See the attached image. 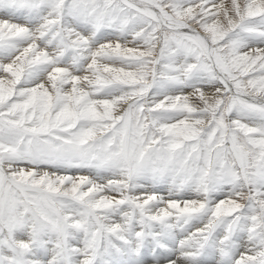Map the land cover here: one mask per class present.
Segmentation results:
<instances>
[{"label": "rangeland", "instance_id": "rangeland-1", "mask_svg": "<svg viewBox=\"0 0 264 264\" xmlns=\"http://www.w3.org/2000/svg\"><path fill=\"white\" fill-rule=\"evenodd\" d=\"M150 1L157 10L159 16L161 15L160 19L167 22L168 25L163 26L162 22L160 24L156 16L152 15L151 17L145 15L146 13L137 11L134 7L123 3L121 0H0V52L2 50L8 52L7 55L6 53L2 52L3 55L1 56L5 57H3L2 59L0 58V61L2 62H0V69L4 70V72L3 70H0V205L2 207V209H0V216L3 215L2 217H0V221L3 222H0V230L2 228L8 229L7 222H10V220L13 219L24 220L26 221V225L36 224L35 222L38 223V221L45 219L49 220L47 222L51 223L52 221L57 224L60 218H69L70 216L74 217V215L75 217L77 216V219H81L79 218L81 215L80 210L81 207L85 205H90L91 211L93 212L90 211L89 216L93 219H95V215H101L104 217V212L106 211V209L109 210L110 207H114L113 209L115 210L117 207H122L130 200L135 206H137V204L139 203L137 207L140 208L142 212L144 210V208L141 207L144 206V203H142L143 199H138L136 196L137 192H132L134 191L133 188L135 189V187L136 189L140 190L142 183L136 182L137 184H133V182L135 183V179L133 178L135 176L134 172L136 173L138 169L148 168L152 171H160L165 175L174 174L175 176L181 177L182 183H185L183 184L185 189L189 188L193 184L197 185L199 188L202 187V189H204V203L201 205L200 209H198L197 211H192V213L190 212V214L189 212H182L181 214L184 215V218L186 219L182 218V215L180 214L181 220L178 221L179 226L183 225L184 221L186 222L191 214L194 215L196 212L203 211L205 209L209 212V217L213 218L212 222L218 223L219 221L217 220L219 219L225 220V228H230L233 225L231 224L232 221L234 223V221L239 220L240 222L241 220L242 223L246 224L245 227L250 231H256L257 233L264 232V107L261 108V106L264 105L259 103L254 104V102L242 99V97H240L243 94L249 97L264 99V37H262L264 36V0H227L228 3L225 2L226 0H218L220 3L217 2V0H209L211 3L208 0ZM225 3L229 4V6H226ZM157 5L159 6L158 8H156ZM5 7L7 8V10ZM11 7H13L14 9H12ZM38 7L39 10H41V14L39 15V17H41V21H46L50 24V26L47 25V30L40 29L39 27L33 28L31 25L32 20L29 21V23H26L24 20H22V17H16L18 10V12L28 11L36 14ZM9 8L12 10H10ZM34 8H36L37 10ZM159 8L161 9V11L159 10ZM223 9H226L227 12ZM215 10L218 12V14ZM53 11L56 12L53 13ZM207 11H211V13ZM48 12H50L51 15ZM201 12L202 14L204 13L202 16ZM138 13L139 16L137 15ZM214 13L217 15H215ZM46 14H48L49 18L46 16ZM62 14L64 15V18L62 17ZM163 14L167 15L163 16ZM44 15L47 18L43 17ZM74 15L76 17H74ZM84 15L87 16L90 20V22L92 23V27L95 26V29L104 31V37H101L100 39L102 40V42H98L96 45V47L99 48H104V46L102 45H106V49L104 48L105 51H103V53L105 54L101 53L100 56L97 55L96 57L98 60L100 59L101 62H99L97 59H95V61H91L90 59V63L86 64L87 67L85 66L86 70L80 73V75H77L81 76L82 74H85V76L87 77L89 72L93 74L90 73L91 77L89 76V74L88 79L81 78L82 81L80 78H77L78 76L76 75V73L72 72L73 75L71 74L70 71L72 70L67 69L66 71V67L63 68V66H60L63 68L62 69L59 67V65H56V67L53 62L54 65L51 64L49 66L51 69L49 68V70H53L59 67L57 76H55L51 80L50 86L46 85V82H43L42 87L44 86L43 88L45 89L43 90V88L39 86V83L38 85L35 84V81L32 80V78L35 77V73H39L41 75V73L44 71L43 66H45V64L47 63L46 60H49V58L50 60H55V58L51 57V55L54 56L53 54H55V52L57 51L56 48H58L59 46H65L68 48L73 47V35L78 34L77 30L80 27V24L78 20H76V18H80L79 20H82L81 18L85 17ZM213 15H215V17ZM153 17L155 18V21L152 20ZM172 17H174L173 21ZM51 18H53L54 20ZM110 18L112 19L110 20ZM245 18L249 19V21L247 20L246 22ZM48 19H51V21H49ZM181 19L182 21H180ZM254 19H260L259 23L261 24H252L251 22L255 21ZM73 20L77 25L72 23ZM36 21L40 23L39 20ZM129 21L134 23L131 24ZM68 22H70L71 25ZM136 22L139 25L135 24ZM67 23L70 25H68V27L70 28L66 26ZM110 23L114 25L118 24L119 26L116 28L112 25L110 26ZM34 25L37 24L35 23ZM125 25H127L128 27H123ZM132 25L135 27L131 30L130 28ZM255 25L257 26V32ZM2 26L4 28H2ZM108 26L110 28L109 30H107ZM120 26L121 28L119 29ZM241 26L245 27L241 28ZM49 27L53 28H51L50 30ZM114 28L116 29V31L113 33ZM124 28L125 30H123ZM185 28H190L189 30L191 31L195 29V31L193 32L198 31L199 33H197L200 34L201 37L204 36L207 39L208 43L211 44L210 46H212L214 49H217L214 50V52L216 51L215 56H219H216V67L213 66L212 60H209V55L207 53H204L205 55L203 54V51H201L203 49L198 44L196 39L193 36L185 35H190V32L185 33ZM4 29L7 30L4 32ZM249 29H251V32ZM252 29H255V32ZM261 29L263 30L262 32ZM52 33L53 35H51ZM109 33H111V35ZM251 33L253 34V36H251ZM133 35L136 36V38L134 36L135 40L133 39ZM255 35H257V37ZM29 36H31V38ZM32 36L37 39L35 40V38H32ZM78 36L80 35L78 34ZM127 36L130 37L128 38ZM159 36L160 38H158ZM236 36L237 38H235ZM83 37L85 36L81 35V38ZM24 38H29V41L25 39V41L23 42ZM231 38L235 41L230 40ZM252 38H254L255 42ZM251 40L252 42H250ZM194 41L196 44L194 43ZM246 41L247 43H249L248 45ZM44 42H46L47 44ZM109 42L112 43L110 44ZM22 43H24L23 48ZM14 44L17 45V49ZM49 44L52 46H50ZM113 45L115 49H113ZM77 46L79 45H76V51L79 49V47L77 48ZM248 46L252 47L249 48ZM53 47L55 48L53 49ZM49 48H51L52 50ZM244 48L246 49L244 50ZM46 49L49 51H47ZM19 50L21 52H19ZM88 50L91 51V48ZM88 50H85L86 54ZM247 50H249V52ZM16 52L18 54H16ZM159 52H163V54ZM37 53L39 54L37 55ZM121 53H123L124 55L122 54V56ZM27 56L30 59L27 58ZM30 56H33V58H31ZM103 56L106 57L103 58ZM36 57H38V61ZM9 58H11L10 61H14H11L10 63ZM101 58H103L104 60ZM166 58L168 61H166ZM105 59L107 61H105ZM169 60H171V62ZM37 62H39V64ZM184 62L186 64H184ZM110 63L112 64L109 65ZM252 63H254V66ZM175 64H177L176 67ZM188 64L190 67H187ZM36 65L37 67H35ZM39 66H42L41 69L38 68ZM27 67H29V69ZM33 67H35V70L36 68H38V72L34 71ZM17 68L19 70H15ZM95 68L97 72L94 71ZM91 69L94 72H92ZM184 69L185 71L181 73V70L183 71ZM29 70L32 74V77L29 74L30 72H28ZM174 70L178 72L180 71L179 75H182L181 81L183 82V79L185 80L184 88L185 85H191V83L188 82L187 78L193 71H196L197 73L203 72L202 74H207L208 71L212 72L214 70L216 81L222 84L230 83L235 90L239 88L238 90H241V95H239L238 97L236 95H231L228 92L225 93V95H228L229 97L228 107V105L225 104V98L223 100L221 99V97H218L215 100L213 99V101H210L209 98L207 99V96H202L201 85H198L199 87H192L197 85L192 84L191 90L196 91L197 94H201L197 97V99L199 100H196L198 105L201 106V109H199V107L194 106L191 102L186 101L185 99H180L178 97L180 95H174L176 91L173 89V91L171 89H168L169 85L165 86L163 84L164 80L171 78V73ZM186 70H190L189 72L191 73L188 72L189 74H187ZM2 73L4 76L2 75ZM27 73L29 74V76ZM64 74H67V77ZM68 74H71V76H68ZM99 74L103 75L101 76ZM62 75H64L65 77ZM104 75L106 79L104 78ZM185 77L187 80L185 79ZM159 78H161L162 80ZM62 79H65L66 81H63ZM100 79H103L104 81ZM30 82H34L32 83L33 85ZM99 82L101 83L99 84ZM160 82L162 83L160 84ZM93 84L94 86H92ZM38 86L42 90L39 89L37 91L35 88H38ZM30 87L32 90L30 89ZM87 87L89 90L87 89ZM59 89L61 91H59ZM83 91H85V93ZM154 91L157 93V95L156 93H154ZM65 92H68V95H65ZM80 93H82V95ZM87 93H89L91 96H89V94ZM86 94L89 97H86ZM225 95L224 97H227ZM14 96H16L17 98ZM42 96L44 97V99ZM66 96L67 99H64V97ZM119 96L123 97L118 98ZM89 98L95 99L91 100V102ZM148 98H150V100ZM26 99H28V102ZM42 99L43 101L41 102ZM75 99L76 101H74ZM78 99L80 100L79 102H77ZM119 100L122 102H120ZM84 101L87 102L85 103ZM74 102L76 103L74 104ZM90 102L92 103V105ZM63 104L65 105L63 106ZM87 104L90 106L88 107ZM77 105H79L78 108ZM119 105L121 107H119ZM193 106L195 107V109ZM90 107L91 109H89ZM101 107L103 111L100 110ZM111 107L116 109V111ZM196 108H198L199 110H196ZM150 110L151 112H149ZM53 111H55L56 113ZM89 111L91 114L89 113ZM87 112L89 114H86ZM127 112L129 115L127 114ZM101 113L104 114L100 115ZM257 119L258 122L256 123ZM260 121L263 122L260 123ZM229 142L231 143V145L228 144ZM42 146L44 148H42ZM27 149H30L31 151ZM37 154L40 155L37 156ZM43 156L46 158H44ZM47 156L48 158L50 156V158L48 159ZM42 158H44V160H42ZM52 158H54V161H52ZM46 159H48L49 161H47ZM12 167L15 168L12 169ZM114 168L120 171V174L118 171L116 172ZM16 169L18 171H16ZM110 171L111 173L116 172L118 174L114 173L116 175H109ZM16 172L17 174H15ZM33 172H35V174H32ZM29 173L31 176L29 175ZM103 176H107L108 179L106 180ZM112 177L115 178L112 179ZM62 178L64 180H62ZM75 178L78 180H76ZM55 179L57 181H55ZM115 179H120L121 181L120 188L123 193V198L120 201L115 200L114 202L103 203L102 199L96 197V195L87 197V195L85 194V191L91 188H96L100 192V194H104V191L102 189L104 183L116 182ZM52 180L54 183H51ZM69 180H73V182L70 183ZM65 181L67 183H65ZM82 181L83 184H81ZM19 184L22 185L20 186ZM73 186H75L76 188ZM131 186H133V188H131ZM244 186H246V188ZM71 187L75 189L70 192L69 190ZM231 189L232 193L230 200L231 198L236 200L237 206H240L242 203L244 205L246 204L245 209L247 210L244 209L242 211V215L240 216L236 215L235 212L224 214L219 210L220 202H222L223 200H219L220 197L224 194H227V192ZM107 192H110V189L107 190ZM152 196H154V193L152 194ZM93 197L96 198L95 200L97 201H95ZM86 200L88 201L86 202ZM228 200L229 199H226L223 202ZM82 202H84L83 205ZM158 203L159 202L155 200H151L149 204H153L156 208H159V211H162V213H166L167 210H162L163 206ZM175 203L179 205L181 202L180 200H176ZM62 205L66 208H64ZM66 209L68 211H66ZM69 209L71 210L69 211ZM61 211H63V213ZM65 211L66 213L68 212V215L64 213ZM75 211L76 214H74ZM71 212H73V214H71ZM36 214L39 215L37 216ZM41 214L42 217L40 216ZM61 214L63 215L61 216ZM59 215L60 217H58ZM146 215L147 214H145V216ZM166 215H168V212L166 213ZM237 217L239 218L238 220H236ZM25 218H27L28 220ZM54 218H56V220Z\"/></svg>", "mask_w": 264, "mask_h": 264}, {"label": "bare ground", "instance_id": "bare-ground-1", "mask_svg": "<svg viewBox=\"0 0 264 264\" xmlns=\"http://www.w3.org/2000/svg\"><path fill=\"white\" fill-rule=\"evenodd\" d=\"M123 3L128 4L132 7H134L137 11H140L142 13H146L145 15L151 16L154 15L158 18L160 24L162 22L163 26L168 25L167 22L163 21L160 19L159 14L157 13V10L155 9L154 5L151 3L150 0H121ZM201 1V0H200ZM209 1V0H208ZM119 2V1H118ZM156 2V1H155ZM210 2V1H209ZM217 2H219L217 0ZM227 2V0L225 1ZM154 3V1H153ZM204 3V2H203ZM211 3V2H210ZM220 3V2H219ZM218 3V4H219ZM222 3V2H221ZM228 3V2H227ZM244 3V2H243ZM159 4V3H157ZM213 4V2H212ZM217 4V3H216ZM120 5V4H119ZM224 5V4H221ZM225 5L229 6V4ZM232 5V4H231ZM39 6V5H38ZM87 6V5H86ZM156 6V5H155ZM159 6L157 5L156 8H158ZM6 8V7H5ZM12 9H14L13 7H11ZM82 8V7H81ZM122 8V6H121ZM202 8V7H201ZM224 8V7H223ZM10 9V8H9ZM8 9V10H9ZM10 9V10H12ZM36 9V8H34ZM47 9V8H46ZM127 9V7H126ZM170 9V8H169ZM194 9V8H193ZM196 9V7H195ZM199 9V8H198ZM207 9V8H206ZM228 9V7H227ZM230 9V8H229ZM246 9V8H244ZM7 10V8H6ZM31 10V8H30ZM37 10V9H36ZM159 10L161 11V9L159 8ZM165 10V9H164ZM214 10V9H213ZM226 11V9H223ZM16 11V9H15ZM19 11V10H18ZM16 14V17L18 18L19 16L22 17V20H24L26 23L32 20V27H39L40 29L43 30H47V25L50 26V24L48 22H44L41 21V17H39V15L41 14V10H37V13L34 14L33 12H28V11H20ZM99 11V10H98ZM136 11V12H137ZM186 11V10H185ZM198 11V10H197ZM212 11V10H211ZM211 11H207L210 12ZM216 11V10H215ZM235 11V10H233ZM56 12V11H55ZM53 11V13H55ZM69 12V11H68ZM87 12V11H86ZM167 12V11H166ZM169 12V11H168ZM205 12V11H204ZM217 12V11H216ZM227 12V11H226ZM4 13V12H3ZM50 13V12H48ZM71 13V12H70ZM141 13V14H142ZM172 13V12H171ZM220 13V12H219ZM231 13V12H230ZM7 14V13H6ZM25 14V15H24ZM60 14V13H59ZM82 14V13H81ZM95 14V13H94ZM97 14V13H96ZM165 14V12H164ZM163 16H166L164 15ZM204 14V13H203ZM201 12V16L203 15ZM207 14V13H206ZM215 14V13H214ZM218 14V12H217ZM215 14V15H217ZM221 14V13H220ZM223 14V13H222ZM229 14V13H228ZM237 14V13H236ZM51 15V13H50ZM49 15V16H50ZM58 15V14H57ZM87 15V14H85ZM84 15V16H85ZM139 16V13L137 14ZM143 15V14H142ZM215 15H213L215 17ZM225 15V14H224ZM244 15V14H243ZM13 16V15H12ZM26 16V17H25ZM46 16L48 17V14H46ZM64 15L62 14V17ZM100 16V15H99ZM172 16V15H171ZM208 16V15H207ZM206 16V17H207ZM220 16V15H219ZM229 16V15H228ZM8 17V16H7ZM6 17V18H7ZM45 17V15L43 16ZM45 17V18H47ZM70 17V16H69ZM73 17V16H71ZM74 17H76L74 15ZM78 17V16H77ZM209 17V16H208ZM24 18V19H23ZM49 18V17H48ZM60 18V17H59ZM64 18V17H63ZM91 18V17H90ZM98 18V17H97ZM101 18V17H99ZM164 18V17H163ZM169 18V17H168ZM172 17V21H173ZM220 18V17H219ZM234 18V17H233ZM237 18V17H236ZM35 19V20H33ZM53 19V18H51ZM51 19L49 21H51ZM80 19V18H79ZM78 18H76V20H78L80 27L77 30V33L80 35L78 36V34H74V41L72 42V44L74 43L73 47H65V46H57L58 48L57 51L55 52V54H53L54 56L51 55V57H54L55 60H46V64L45 66H43L44 71L41 73V75L38 73H35V77L32 78V80L35 81V84L42 87V83L46 82V85H51V80L57 76V71L59 69L60 66L66 67V71L67 69H70L72 72L79 74L84 72L86 70V64L90 63V59L91 61L95 59H97V55L100 56L101 53H103V51H105V46L106 45H102L104 46V48H99L96 47L98 42H102L101 37H104V31L103 30H98L95 29V26L92 27V23L90 22V20L88 19L87 16L81 18L82 20H79ZM95 19V18H94ZM112 18H110L111 20ZM117 19V18H116ZM115 19V20H116ZM121 19V18H120ZM147 19V18H146ZM155 18L153 17L152 20H154ZM166 19V18H164ZM204 19V18H203ZM216 19V18H214ZM218 19V18H217ZM246 19V18H245ZM263 19V18H262ZM36 20H39L40 23H38ZM45 20V19H44ZM54 20V19H53ZM60 20V19H59ZM58 20V22H59ZM72 20V19H71ZM75 20V21H76ZM119 20V18H118ZM167 20V19H166ZM201 20V19H200ZM199 20V21H200ZM221 20V19H219ZM228 20V19H227ZM249 21V19H246ZM255 20V19H254ZM100 21V20H99ZM103 21V20H102ZM132 21V20H131ZM129 21L131 24H133L134 22ZM135 21V20H134ZM137 21V20H136ZM155 21V20H154ZM168 21V20H167ZM170 21V20H169ZM171 21V22H172ZM182 21V19L180 20ZM208 21V20H207ZM243 21V20H242ZM240 21V22H242ZM77 22V23H78ZM123 22V21H121ZM125 22V21H124ZM215 22V21H214ZM222 22V21H221ZM245 22V20H244ZM243 22V23H244ZM260 19H256L255 21H252V24H261L259 23ZM264 22V21H263ZM20 23V22H19ZM37 25H34V24ZM70 23V22H68ZM67 23V27L68 24ZM74 23V20L73 22ZM101 23V22H100ZM113 23V22H111ZM110 26H114V27H118V24H111ZM259 23V24H258ZM76 24V23H74ZM109 24V23H108ZM137 24V22L135 23ZM174 24V23H171ZM214 24V23H213ZM217 24V23H216ZM229 24V22H228ZM246 24V23H245ZM4 25V24H3ZM10 25V24H9ZM54 25V24H53ZM57 25V24H56ZM71 25V23H70ZM69 25V26H70ZM77 25V24H76ZM94 25V22H93ZM124 25V24H123ZM139 25V24H137ZM159 25V24H158ZM184 25V24H183ZM225 25V24H224ZM242 25V23H241ZM27 26V25H26ZM55 26V25H54ZM63 26V25H62ZM75 26V25H74ZM106 26V25H104ZM122 26V25H121ZM121 26L119 27V29L121 28ZM192 26V25H191ZM220 26V25H219ZM256 26V25H255ZM1 27V25H0ZM6 27V26H5ZM31 27V26H29ZM56 27V26H55ZM54 27V28H55ZM61 27V26H60ZM73 27V26H72ZM76 27V26H75ZM100 27V26H99ZM123 27H128L127 25L123 26ZM135 26H131V30L134 29ZM196 27V26H195ZM245 27V26H243ZM241 26V28H243ZM247 27V26H246ZM251 27V26H250ZM254 27V26H253ZM252 27V28H253ZM263 27V26H261ZM2 28H4L2 26ZM8 28V27H7ZM32 28V31H33ZM50 30L53 27H49ZM57 28V27H56ZM64 28V27H63ZM70 28V27H68ZM97 28V27H96ZM113 28V27H112ZM229 28V27H227ZM240 28V29H241ZM256 28V32H257V26ZM38 29V30H40ZM100 29V28H99ZM109 26L108 29L109 30ZM136 29V28H135ZM138 29V28H137ZM190 29V28H189ZM188 28H185V33H189L185 34L187 36H193L196 41L198 42V44L202 47L203 50V54L207 53L209 55V60H212L213 66L216 67V55L215 56V52L212 46H210L211 44L208 43L207 39L203 36L201 37L200 34H198L197 32H193L195 31V29L193 31L189 30ZM204 29V28H203ZM259 29V27H258ZM3 30V29H2ZM7 30V29H6ZM4 29V32L6 31ZM122 30V29H121ZM125 30V28L123 29ZM202 30V29H201ZM228 30V29H227ZM244 30V29H243ZM247 30V29H246ZM245 30V31H246ZM251 32V29H249ZM255 32V29H252ZM17 31V30H16ZM49 31V30H48ZM112 31V30H111ZM116 31V29L114 28L113 33ZM135 31V30H134ZM137 31V30H136ZM161 31V30H160ZM200 31V30H199ZM260 31V29H259ZM263 30L261 29V32ZM9 32V31H8ZM27 32V31H26ZM50 32V31H49ZM131 32V31H130ZM238 32V31H237ZM240 32V31H239ZM242 32V31H241ZM253 32V33H254ZM258 32V33H261ZM1 33V32H0ZM21 33V31H20ZM43 33V32H42ZM236 33V32H235ZM234 33V34H235ZM246 33V32H245ZM14 34V33H13ZM36 34V33H35ZM107 34V33H106ZM111 35V33H109ZM116 34V33H115ZM125 34V33H124ZM130 34V33H129ZM135 34V33H133ZM182 34V33H181ZM204 34V33H203ZM243 34V33H241ZM240 34V35H241ZM252 34V33H251ZM5 35V34H4ZM18 35V34H17ZM25 35V34H23ZM22 35V36H23ZM46 35V34H45ZM53 35V33L51 34ZM57 35V34H56ZM62 35V34H61ZM81 35L85 36L83 38H81ZM132 35V34H131ZM247 35V34H246ZM8 36V35H7ZM21 36V38H22ZM35 36V35H34ZM32 36V38L34 37ZM43 36V35H42ZM54 36H55V30H54ZM115 36V35H114ZM133 35V39H134ZM139 36V35H138ZM233 36V35H232ZM249 36V35H248ZM253 36V34L251 35ZM257 37V35H255ZM254 36V37H255ZM26 37V36H25ZM31 38V36H29ZM36 37V36H35ZM34 37V38H35ZM116 37V36H115ZM128 37V36H127ZM130 37V36H129ZM128 37V38H129ZM163 37V36H162ZM185 37V36H184ZM208 37V36H207ZM228 37V36H227ZM234 37V36H233ZM243 37V35H242ZM250 37V36H249ZM248 37V38H249ZM255 37V38H256ZM264 37V36H262ZM20 38V39H21ZM43 38V37H42ZM65 38V35H64ZM136 38V36H135ZM160 38V36L158 37ZM183 38V37H182ZM193 38V39H194ZM237 38V36L235 37ZM14 39V38H13ZM16 39V37H15ZM19 39V38H18ZM26 38L23 39V42L25 41ZM29 39V38H28ZM26 39V40H28ZM37 38H35L36 40ZM40 39V38H39ZM46 39V38H45ZM52 39V38H51ZM57 39V38H56ZM110 39V38H109ZM120 39V38H119ZM132 39V37H131ZM130 39V40H131ZM132 39V40H133ZM194 39V40H195ZM254 41V38H252ZM257 39V38H256ZM9 40V39H8ZM33 40V41H35ZM41 40V39H40ZM48 40V39H47ZM62 40V39H61ZM135 40V39H134ZM133 40V42H134ZM142 40V39H141ZM162 40V39H161ZM189 40V39H188ZM230 40H233L232 38ZM237 40V39H236ZM258 40V39H257ZM29 41V40H28ZM27 41V42H28ZM52 41V40H51ZM69 41V40H67ZM106 41V40H105ZM113 41V40H112ZM191 41V40H190ZM235 41V40H233ZM243 41V40H241ZM2 42V41H1ZM5 42V41H4ZM61 42V41H60ZM107 42V41H106ZM117 42V41H116ZM252 42V40L250 41ZM255 42V41H254ZM259 42V41H258ZM29 43V42H28ZM40 43V42H39ZM46 43V42H44ZM58 43V42H57ZM104 43V42H103ZM110 44L112 42H109ZM108 43V44H109ZM132 43V42H131ZM195 43V41H194ZM193 43V44H194ZM237 43V41H236ZM247 43V41H246ZM245 43V44H246ZM260 43V42H259ZM264 43V42H263ZM21 44V42H20ZM22 48L24 46V43H22ZM47 44V43H46ZM161 44V43H160ZM196 44V43H195ZM249 43H247L248 45ZM252 44V43H251ZM254 44V43H253ZM15 45V44H14ZM30 45V44H27ZM50 45V44H49ZM60 45V44H59ZM70 45V44H69ZM76 45L77 48L79 47V49L76 51ZM126 45V44H125ZM135 45V44H134ZM162 45V44H161ZM237 45V44H236ZM255 45V44H254ZM257 45V44H256ZM2 46V45H1ZM16 49L18 48L17 45ZM52 46V45H50ZM68 46V45H67ZM101 46V47H102ZM111 46V45H109ZM137 46V45H136ZM214 46V45H213ZM244 46V45H243ZM5 47V46H3ZM11 47V46H10ZM31 47V46H29ZM38 47V46H37ZM114 47V45H113ZM117 47V46H116ZM125 47V46H124ZM134 47V46H133ZM161 47V46H159ZM158 47V48H159ZM240 47V46H239ZM249 47V46H248ZM252 47V46H251ZM249 47V48H251ZM259 47V46H258ZM264 47V46H263ZM21 48V49H22ZM48 48V47H47ZM55 47H53L54 49ZM91 48V51L88 50ZM120 48V47H119ZM126 48V47H125ZM136 48V47H135ZM2 49V48H1ZM20 49V50H21ZM29 49V48H28ZM51 49V48H49ZM115 49V47L113 48ZM164 49V48H163ZM162 49V50H163ZM201 49V48H200ZM243 49V48H242ZM246 48H244L245 50ZM254 49V48H253ZM256 49V48H255ZM259 49V48H258ZM8 50V49H7ZM19 50V52H21ZM23 50V49H22ZM37 50V49H36ZM35 50V51H36ZM47 50V49H46ZM52 50V49H51ZM85 50H88L87 54L85 53ZM135 50V49H133ZM137 50V49H136ZM166 50V49H165ZM217 50V49H216ZM257 50V49H256ZM11 51V50H10ZM26 51V50H25ZM38 51V50H37ZM36 51V52H37ZM49 51V50H47ZM249 52V50H247ZM258 51V50H257ZM6 53V55L8 54V52L2 50L0 52V58L2 59L5 56H1L3 55V53ZM18 52V51H17ZM16 52V54H18ZM116 52V51H115ZM124 52V51H123ZM165 52V51H164ZM245 52V51H244ZM255 52V50H254ZM31 53V52H30ZM49 53V52H48ZM53 53V52H51ZM108 53V52H107ZM118 53V51H117ZM146 53V52H145ZM162 53L163 52H159ZM219 53V52H218ZM243 53V52H242ZM253 53V52H252ZM15 54V53H14ZM13 54V55H14ZM35 54V52H34ZM39 53H37L38 55ZM89 54V55H88ZM105 54V53H103ZM102 54V55H103ZM123 53H121L122 55ZM129 54V53H127ZM125 54V55H127ZM174 54V53H173ZM31 55V54H30ZM107 55V54H106ZM124 55V54H123ZM122 55V56H123ZM171 55V54H170ZM205 55V54H204ZM220 55V54H219ZM16 56V55H15ZM20 56V54H19ZM34 56V55H33ZM33 56L31 58H33ZM50 56V55H49ZM111 56V55H109ZM165 56V54H164ZM181 56V55H180ZM14 57V56H11ZM35 57V56H34ZM46 57V56H45ZM106 56H103V58H105ZM173 57V55H172ZM219 57V56H218ZM221 57V56H220ZM17 58V57H16ZM15 58V59H16ZM27 58H29L27 56ZM38 57H36L37 59ZM101 58V59H103ZM176 58V57H175ZM181 58V57H180ZM184 58V57H183ZM7 59V58H5ZM11 58H9L10 61ZM14 59V58H13ZM30 59V58H29ZM87 59V60H84ZM110 59V58H109ZM118 59V58H117ZM158 59V58H157ZM182 59V58H181ZM208 59V58H207ZM220 59V58H219ZM33 60V59H32ZM98 60V59H97ZM104 60V59H103ZM183 60V59H182ZM208 60V61H209ZM4 61V60H3ZM8 61V62H9ZM12 61V60H11ZM10 61V63H11ZM14 61V60H13ZM12 61V62H13ZM36 61V60H35ZM38 61V59H37ZM99 62L100 59L98 60ZM105 61H107L105 59ZM166 61L167 58H166ZM171 62V60H169ZM220 61V60H219ZM1 62V61H0ZM7 62V63H8ZM17 62V61H16ZM33 62V61H32ZM55 64L59 65L58 68H55L53 70H49V66L51 64ZM104 62V61H103ZM109 62V61H108ZM154 62V61H153ZM260 62V61H259ZM264 62V61H263ZM2 63V62H1ZM6 63V61H5ZM39 64V62H37ZM44 63V62H43ZM40 63V64H43ZM97 63V62H96ZM106 63V62H105ZM115 63V62H114ZM120 63V62H119ZM177 63V62H176ZM36 64V63H34ZM53 64V65H54ZM94 64V63H93ZM100 64V63H99ZM107 64V63H106ZM112 63H110L109 65H111ZM184 64H186L184 62ZM190 64V63H189ZM189 64L187 65V67H190ZM254 66V63H252ZM2 65V64H1ZM8 65V64H7ZM16 65V64H15ZM21 65V63H20ZM30 65V64H29ZM32 65V63H31ZM102 65V64H101ZM116 65V64H115ZM180 65V64H179ZM208 65V64H207ZM222 65V64H221ZM256 65V64H255ZM4 66V65H3ZM18 66V65H17ZM42 66H39L38 68L41 69ZM86 66V67H85ZM90 66V65H89ZM113 66V65H112ZM111 66V67H112ZM122 66V65H121ZM171 66V65H170ZM177 66V64H175V67ZM37 67V65L35 66ZM33 67V69L35 68ZM57 67V66H56ZM212 67V66H211ZM21 68V67H20ZM29 69V67H27ZM26 68V69H27ZM32 68V67H31ZM34 69V71L38 72L37 69ZM62 68V67H60ZM62 68V69H63ZM116 68V66H115ZM118 68V66H117ZM169 68V67H168ZM208 68V67H207ZM264 68V67H263ZM6 69V68H5ZM11 69V68H10ZM27 69V70H28ZM32 69V70H33ZM38 69V70H39ZM51 69V68H50ZM221 69V68H220ZM1 71L3 69H0ZM15 70H19L18 68ZM26 70V72H27ZM31 70V69H30ZM30 70L28 72H30ZM92 70V69H91ZM90 70V71H91ZM113 70V69H112ZM209 70V69H208ZM217 70V69H216ZM258 70V69H257ZM260 70V69H259ZM64 71V70H63ZM89 71V70H88ZM86 71V72H88ZM96 71V68L95 70ZM92 70V72H94ZM185 69L182 71L181 73L184 72ZM190 71V70H189ZM186 70L187 74L191 73ZM201 71V70H200ZM210 71V70H209ZM207 74H202V73H197L196 71H193L191 74H189L188 76V82L191 83V85L193 84H197L196 86H192V87H199L198 85H201V89H202V96H207V99L209 98L210 101H213V99L215 100L218 97H221V99L225 101L229 107V97L228 95H225V93H229L231 95H236L239 97V95H241L240 91L237 89H233V87L231 86L230 83L227 84H222L218 81L215 80V71L213 70L212 72H209ZM4 72V70H3ZM6 72V71H5ZM12 72V71H11ZM23 72V71H22ZM69 72V71H68ZM97 72V71H96ZM114 72V71H113ZM138 72V71H137ZM185 72V73H186ZM189 72V73H188ZM221 72V71H220ZM19 73V72H18ZM17 73V74H18ZM21 73V72H20ZM67 73V72H66ZM91 72H89L90 74ZM100 73V72H99ZM116 73V72H115ZM124 73V72H123ZM180 71H172L171 73V78L166 79L163 81V84L165 86H168V89H173L176 91V93L174 95H180L178 96L180 99H185L186 101L191 102L194 106L199 107V109H201L197 103L196 100L198 95L201 94H197L196 91H192L191 90V85L190 86H186L184 88V83L185 80L183 79V82L181 81L182 79V75H179ZM217 73V72H216ZM223 73V72H222ZM226 73V72H225ZM1 74V72H0ZM15 74V73H14ZM28 74V73H27ZM24 74V75H27ZM32 77L31 72L29 73ZM28 74V76H29ZM71 74H68V76H71ZM88 74V75H89ZM93 74V73H91ZM91 74L89 75L91 77ZM119 74V73H118ZM161 74V73H160ZM165 74V73H164ZM167 74V73H166ZM250 74V73H249ZM3 75V73H2ZM20 75V74H19ZM22 75V74H21ZM23 75V76H24ZM65 75V74H64ZM62 75V76H64ZM67 75V74H66ZM65 75V76H66ZM73 75V74H72ZM85 76V74L78 76L77 78H84V79H88V76ZM101 75V74H99ZM98 75V76H99ZM103 75V74H102ZM101 75V76H102ZM231 75V74H230ZM257 75V74H256ZM264 75V74H263ZM4 76V75H3ZM17 76V75H16ZM64 76V77H65ZM75 76V75H74ZM73 76V77H74ZM97 76V77H98ZM100 76V77H101ZM115 76V75H114ZM122 76V75H121ZM164 76V75H163ZM249 76V75H248ZM18 77V76H17ZM30 77V78H31ZM67 77V76H66ZM165 77V76H164ZM163 77V78H164ZM168 77V76H167ZM187 77V76H186ZM185 77V79H186ZM262 77V76H261ZM4 78V77H3ZM9 78V77H8ZM13 78V75H12ZM25 78V77H24ZM72 78V77H71ZM68 78V79H71ZM93 78V77H92ZM103 78V77H102ZM105 78V75H104ZM116 78V77H115ZM162 78V77H161ZM159 78V79H161ZM219 78V77H218ZM248 78V77H247ZM253 78V77H252ZM17 79V78H16ZM15 79V80H16ZM27 79V78H26ZM59 79V78H58ZM74 79V78H73ZM94 79V78H93ZM98 79V78H97ZM106 79V78H105ZM127 79V78H126ZM186 79V80H187ZM222 79V78H221ZM257 79V78H256ZM255 79V80H256ZM13 80V79H12ZM57 80V78H56ZM63 81L65 79H62ZM103 80V79H100ZM116 80V79H115ZM123 80V79H122ZM162 80V79H161ZM3 81V79H2ZM10 81V80H9ZM22 81V80H21ZM20 81V82H21ZM24 81V80H23ZM30 81V80H29ZM62 81V82H63ZM66 81V80H65ZM70 81V80H69ZM68 81V82H69ZM82 81V79H81ZM99 81V80H98ZM104 81V80H103ZM101 81V82H103ZM118 81V80H117ZM127 81V80H126ZM223 81V80H222ZM257 81V80H256ZM6 82V81H5ZM25 82V81H24ZM23 82V83H24ZM56 82V81H54ZM99 82V84L101 83ZM119 82V81H118ZM156 82V81H154ZM260 82V81H259ZM14 83V82H12ZM11 83V84H12ZM19 83V82H18ZM31 83V82H30ZM34 83V82H32ZM31 83V84H32ZM65 83V82H64ZM109 83V82H108ZM162 82H160L161 84ZM226 83V82H223ZM263 83V82H262ZM9 84V83H8ZM26 84V83H25ZM29 84V83H28ZM44 84V85H45ZM63 84V83H61ZM90 84V83H89ZM106 84V83H105ZM167 84V85H166ZM246 84V83H245ZM5 85V84H4ZM10 85V84H9ZM33 85V84H32ZM31 85V86H32ZM66 85V84H65ZM83 85V84H82ZM102 85V84H101ZM155 85V83H154ZM163 85V86H164ZM236 85V83H235ZM257 85V84H256ZM261 85V83H260ZM26 86V85H25ZM29 86V85H28ZM27 86V87H28ZM35 88L37 91L41 88ZM74 86V85H73ZM84 86V85H83ZM94 86V84L92 85ZM91 86V87H92ZM159 86V84H158ZM164 86V87H165ZM242 86V84H241ZM264 86V85H263ZM36 87V85H35ZM44 87V86H43ZM42 87V88H43ZM53 87V86H52ZM51 87V88H52ZM78 87V86H77ZM81 87V86H79ZM96 87V85H95ZM99 87V86H98ZM102 87V86H101ZM262 87V86H261ZM24 88V87H23ZM85 88V87H84ZM93 88V87H92ZM153 88V87H152ZM241 88V87H240ZM31 89V87H30ZM57 89V88H56ZM70 89V88H69ZM72 89V88H71ZM88 89V87H87ZM94 89V88H93ZM162 89V87H161ZM183 89V90H182ZM198 89V88H197ZM29 90V88H28ZM32 90V89H31ZM42 90V89H41ZM40 90V91H41ZM43 90H45L43 88ZM58 90V89H57ZM67 90V89H66ZM79 90V89H78ZM81 90V89H80ZM89 90V89H88ZM87 90V91H88ZM154 90V89H152ZM151 90V92H152ZM166 90V89H163ZM170 90V91H171ZM172 90V91H173ZM196 90V89H195ZM18 91V90H17ZM20 91V90H19ZM59 91H61L59 89ZM63 91V90H62ZM72 91V90H70ZM160 91V89H159ZM174 91V92H175ZM201 91V90H200ZM47 92V91H46ZM74 92V90H73ZM80 92V91H79ZM85 93V91H83ZM90 92V91H89ZM95 92V91H94ZM111 92V91H110ZM117 92V91H116ZM36 93V92H35ZM58 93V92H57ZM61 93V92H60ZM68 93V92H67ZM65 92V95H68ZM72 93V92H71ZM93 93V92H92ZM91 93V94H92ZM96 93V92H95ZM154 93H156L154 91ZM163 93V92H161ZM166 93V92H165ZM240 93V94H239ZM52 94V93H51ZM59 94V93H58ZM82 95V93H80ZM89 94V93H87ZM89 97L91 96L89 94ZM122 94V93H121ZM160 94V93H159ZM168 94V93H167ZM260 94V93H259ZM1 95V93H0ZM34 95V94H32ZM43 95V94H42ZM61 95V94H60ZM93 95V94H92ZM96 95V94H95ZM120 95V94H119ZM129 95V94H128ZM157 95V93H156ZM161 95V94H160ZM169 95V94H168ZM227 96V97H224ZM250 95V94H249ZM254 95V94H253ZM262 95V94H261ZM37 96V95H36ZM45 96V95H44ZM72 96V95H71ZM70 96V97H71ZM74 96V95H73ZM78 96V95H77ZM84 96V95H83ZM94 96V95H93ZM98 96V95H97ZM118 96V95H117ZM127 96V95H126ZM125 96V98H126ZM155 96V95H154ZM170 96V95H169ZM172 96V95H171ZM16 97V96H14ZM43 97V96H42ZM56 97V96H55ZM121 96H119L118 98H120ZM123 97V96H122ZM121 97V98H122ZM132 97V96H131ZM144 97V96H143ZM173 97V96H172ZM242 99L251 101L255 103H259L264 105V99L263 98H255V97H249V96H245L242 94ZM17 98V97H16ZM50 98V97H49ZM54 98V97H53ZM62 98V97H61ZM67 99V96L64 97V99ZM76 98V97H75ZM92 98V97H91ZM129 98V97H128ZM127 98V99H128ZM151 98V97H150ZM150 98H148L150 100ZM171 98V97H170ZM174 98V97H173ZM201 98V97H199ZM203 98V97H202ZM44 99V97H43ZM43 99L41 100V102L43 101ZM71 99V98H70ZM73 99V98H72ZM81 99V98H80ZM90 99V98H89ZM88 99V100H89ZM95 99V98H94ZM94 99H90L94 100ZM98 99V98H97ZM130 99V98H129ZM134 99V98H133ZM155 99V98H154ZM160 99V98H159ZM28 102V99H26ZM62 100V99H61ZM114 100V99H113ZM157 100V99H156ZM239 100V99H238ZM18 101V100H17ZM54 101V100H53ZM66 101V100H64ZM63 101V102H64ZM76 101V99L74 100ZM80 100L78 99L77 102H79ZM100 101V99H99ZM115 101V100H114ZM120 101V100H119ZM148 101V100H147ZM170 101V100H169ZM203 101V100H202ZM85 102V101H84ZM87 102V101H86ZM85 102V103H86ZM92 102V101H91ZM90 102V103H91ZM94 102V101H93ZM118 102V101H117ZM122 102V101H120ZM119 102V103H120ZM188 102V103H189ZM228 102V103H227ZM245 102V101H244ZM10 103V102H9ZM22 103V102H20ZM36 103V102H35ZM54 103V102H53ZM65 103V102H64ZM73 103V102H72ZM76 102H74L75 104ZM84 103V104H85ZM145 103V102H144ZM147 103V102H146ZM165 103V102H164ZM178 103V102H177ZM203 103V102H202ZM212 103V102H211ZM40 104V101H39ZM42 104V103H41ZM56 104V103H54ZM83 104V105H84ZM96 104V103H95ZM100 104V103H99ZM124 104V103H123ZM258 104V105H259ZM16 105V104H15ZM14 105V106H15ZM57 105V104H56ZM62 105V104H61ZM60 105V106H61ZM65 104H63L64 106ZM67 105V104H66ZM88 105V104H87ZM92 105V103H91ZM121 105V104H120ZM119 105V107H121ZM157 105V104H156ZM187 105V104H186ZM224 105V104H223ZM52 106V104H51ZM79 105H77L78 108ZM85 106V105H84ZM90 105H88L89 107ZM116 106V105H115ZM114 106V107H115ZM155 106V104H154ZM165 106V105H164ZM193 106V107H194ZM204 106V105H203ZM57 107V106H56ZM55 107V110H56ZM59 107V105H58ZM70 107V106H69ZM92 107V106H91ZM91 107L89 109H91ZM95 107V106H94ZM93 107V109H94ZM150 107V106H149ZM192 107V106H191ZM264 106H261V108H263ZM16 108V107H15ZM27 108V107H26ZM38 108V107H37ZM36 108V109H37ZM113 108V107H111ZM118 108V107H117ZM225 108V107H224ZM8 109V108H7ZM58 109V108H57ZM99 109V107H98ZM114 109V108H113ZM112 109V110H113ZM126 109V108H125ZM152 109V108H151ZM176 109V108H175ZM195 109V107H194ZM198 108H196L197 110ZM198 109V110H199ZM203 109V108H202ZM226 109V108H225ZM16 110V109H15ZM70 110V108H69ZM82 110V109H81ZM102 107H101V109ZM116 111V109H114ZM113 110V111H114ZM167 110V109H166ZM170 110V109H169ZM153 111V110H152ZM229 111V110H228ZM11 112V111H10ZM42 112V111H41ZM55 112V111H53ZM79 112V111H78ZM77 112V113H78ZM151 112V110L149 111ZM197 112V111H195ZM206 112V110H205ZM204 112V113H205ZM230 112V111H229ZM233 112V111H232ZM36 113V112H35ZM56 113V112H55ZM58 113V111H57ZM70 113V112H69ZM90 113V111H89ZM88 112L86 114H89ZM120 113V112H119ZM118 113V116H119ZM203 113V112H202ZM226 113V112H225ZM62 114V113H61ZM80 114V113H79ZM91 114V113H90ZM93 114V113H92ZM104 113H101L100 115H103ZM123 114V112H122ZM128 114V112H127ZM129 115V114H128ZM229 115V114H228ZM80 116V115H79ZM78 116V117H79ZM105 116V115H104ZM210 116V115H209ZM208 116V117H209ZM87 117V115H86ZM91 117V116H90ZM94 117V115H93ZM100 117V116H99ZM102 117V116H101ZM211 117V116H210ZM232 117V116H231ZM119 118V117H118ZM212 118V117H211ZM259 118V117H258ZM92 119V118H91ZM102 119V118H101ZM129 119V117H128ZM208 119V118H207ZM261 119V118H260ZM65 120V119H64ZM81 120V119H80ZM113 120V119H112ZM206 120V119H205ZM4 122V121H3ZM37 122V121H36ZM129 122V121H128ZM234 122V121H233ZM258 122V119L256 121V123ZM263 121H260V123H262ZM197 123V122H196ZM248 123V122H247ZM232 124V122H231ZM264 124V122H263ZM67 125V124H66ZM82 125V124H81ZM250 125V124H249ZM262 126V125H261ZM6 127V126H5ZM16 127V126H15ZM254 127V126H253ZM128 128V126H127ZM252 128V127H251ZM10 129V128H8ZM21 129V128H20ZM24 130V129H23ZM96 131V130H95ZM96 134V133H95ZM129 135V134H128ZM1 137V136H0ZM129 137V136H128ZM17 139V138H16ZM229 139V138H228ZM43 140V139H42ZM42 143V141H41ZM45 144V143H44ZM229 145H231V143H228ZM39 147V146H38ZM233 147V146H232ZM42 148H44L42 146ZM23 149V148H22ZM47 149V148H46ZM230 149V147H229ZM233 149V148H232ZM30 150V149H27ZM48 150V149H47ZM24 151V150H23ZM31 151V150H30ZM40 151V150H38ZM45 151V150H44ZM46 152V151H45ZM44 152V153H45ZM52 152V151H51ZM57 152V151H56ZM232 152V151H231ZM30 153V152H29ZM42 153V150H41ZM32 154V152H31ZM34 154V153H33ZM36 154V153H35ZM50 154V153H48ZM30 155V154H29ZM40 154H37V156ZM46 155V154H44ZM57 155H61V154H57ZM33 156V155H31ZM238 156V155H237ZM44 157V156H43ZM54 157V155H53ZM28 158V157H27ZM30 158V157H29ZM34 158V157H33ZM38 158V157H37ZM46 158V157H44ZM44 158H42V160H44ZM48 158V156H47ZM50 158V156H49ZM48 158V159H49ZM41 159V158H39ZM48 159H46L47 161H49ZM54 158H52V161ZM36 160V159H34ZM238 160V159H237ZM23 161V160H22ZM32 161V160H30ZM4 162V161H3ZM130 162V161H129ZM1 163V162H0ZM31 163V162H30ZM33 163V162H32ZM136 163V162H135ZM30 165V164H29ZM59 165V164H58ZM20 166V165H19ZM33 166V165H32ZM114 166V165H113ZM155 166V165H154ZM7 167V166H6ZM29 167V166H28ZM74 167V166H72ZM77 167V166H76ZM117 167V166H116ZM148 167V166H147ZM10 168V166H9ZM15 167H12V169ZM19 168V167H18ZM78 168V167H77ZM76 168V169H77ZM120 168V167H119ZM124 168V166H123ZM128 168V167H127ZM154 168V167H153ZM25 169V168H24ZM115 169V168H114ZM157 169V168H156ZM6 170V169H5ZM15 170V169H14ZM23 170V169H21ZM20 170V171H21ZM38 170V169H35ZM116 170V169H115ZM135 170V169H134ZM159 170V169H158ZM11 171V170H10ZM16 171H18L16 169ZM25 171V170H24ZM49 171V170H48ZM118 170H116L117 172ZM15 172V171H14ZM36 172V171H35ZM35 172H33L32 174H35ZM38 172V171H37ZM51 172V171H50ZM108 172V171H107ZM114 172V173H116ZM120 174V171H118ZM241 172V171H240ZM19 173V172H18ZM27 173V172H26ZM40 173V171H39ZM111 173V171L109 172L110 174H114ZM123 173V172H122ZM176 173V172H175ZM17 174V172L15 173ZM14 174V175H15ZM28 174V173H27ZM44 174V173H43ZM104 174V173H103ZM118 174V173H116ZM114 174V175H116ZM135 176L133 179H135V183L133 182V184H137L138 183H142V186L139 189H135L133 188V186H131V188H133L134 191L132 192H137V198L138 199H143L144 206H141L142 208H144V210L141 212V209L138 208V204L137 206H135L133 204V202L130 200L128 201V203H126L125 205H123L120 208H116L115 210L113 208L110 207L109 210L106 209V211L104 212V217L101 215H95V219L91 218L89 216V212L91 211L90 205H85L83 207H81L80 210V217L81 219H77L74 215L73 216H68L69 218H60L59 222L57 224H55L54 222L51 221L47 222L49 220H41L35 222L36 224H30V225H26V221L24 220H17V219H13L10 220V222L8 224V229L2 228L0 230V264H264V235L263 233H257L256 231H250L249 229H247L245 226L246 224L242 223L241 220L239 222V218L237 217L236 220L238 221H232L231 224H233L230 228H225V220H217L219 221L218 223L216 222H212L213 218L209 217V212L207 210H203V211H199L196 212L194 215H188L189 219H187V221L183 223V225L179 226V222L181 220V213L182 212H190L192 213V211H197L198 209H200L201 205L204 203V189L199 188L197 185L193 184L191 185L189 188H186L183 186L182 183V178L179 176H175L174 174L172 175H165L160 171H152L148 168L145 169H138L136 171V173L134 172ZM178 174V173H177ZM30 175V173H29ZM37 175V174H36ZM41 175V174H39ZM38 175V176H39ZM54 175V174H53ZM106 175V174H105ZM108 175V176H109ZM7 176V175H6ZM20 176V175H19ZM31 176V175H30ZM34 177V176H33ZM64 177V176H63ZM67 177V176H66ZM106 180L108 179L107 176H103ZM121 177V176H120ZM10 178V177H9ZM31 178V177H30ZM41 178V177H39ZM77 178V177H76ZM75 178V179H76ZM115 177H112V179H114ZM119 178V175H118ZM7 179V177H6ZM29 179V178H28ZM117 179V177H116ZM115 179V180H116ZM62 180H64L62 178ZM67 180V179H66ZM78 180V179H76ZM83 180V179H82ZM88 180V179H87ZM122 180V178H121ZM244 180V179H243ZM14 181V180H13ZM42 181V180H41ZM55 181H57L55 179ZM60 181V180H59ZM70 183L73 182V180H69ZM68 181V183H69ZM103 181V180H102ZM105 181V180H104ZM133 181V180H132ZM27 182V181H26ZM53 182V180L51 181V183ZM85 182V181H84ZM13 183V182H12ZM16 183V182H15ZM54 183V182H53ZM59 183V182H58ZM65 183H67L65 181ZM130 183V182H129ZM128 183V184H129ZM192 183V182H191ZM83 184V181L82 183ZM20 185V184H19ZM22 185V184H21ZM20 185V186H21ZM33 185V184H32ZM64 185V184H63ZM66 185V184H65ZM121 185V181L116 180V182H105L104 185L102 186V189L104 191V194H100V192L96 189V188H91V189H87L85 191V194L91 197V195H96V197H99L100 199H102L103 203H107V202H114L115 200H121L123 198V193L122 190L120 188ZM201 185V184H200ZM246 185V184H245ZM18 186V183H17ZM27 186V184H26ZM25 186V187H26ZM53 186V185H52ZM138 186V185H137ZM189 186V185H188ZM33 187V186H32ZM55 187V186H54ZM53 187V188H54ZM75 187V186H73ZM241 187V186H240ZM239 187V188H240ZM243 187V186H242ZM246 188V186H244ZM35 188V187H34ZM45 188V187H44ZM76 188V187H75ZM74 188V189H75ZM13 189V188H12ZM29 189V188H28ZM32 189V188H31ZM57 189V188H56ZM72 187L70 188V192L74 190ZM80 189V188H79ZM110 189V192H107V190ZM38 190V188H37ZM44 190V189H43ZM81 190V189H80ZM131 190V189H130ZM139 190V191H138ZM245 190V189H244ZM54 191V190H53ZM84 191V190H83ZM228 191V190H227ZM241 191V190H240ZM247 191V190H245ZM75 192V191H74ZM129 192V191H128ZM248 192V191H247ZM154 193V196H152V194ZM158 193V194H156ZM222 193V192H221ZM231 193H232V189L230 191L227 192V194H224L220 197L219 200H222V202H220V211L224 214L227 213H232L235 212L236 215L240 216L242 215V211L246 208L245 205L242 203L240 206L236 205V200H234L233 198H231ZM74 194V193H73ZM81 194V193H80ZM83 194V193H82ZM131 194V193H130ZM113 195V196H112ZM161 195V196H159ZM77 196V195H76ZM81 196V195H80ZM83 196V195H82ZM217 196V195H216ZM219 196V195H218ZM69 197V196H68ZM89 197V198H90ZM95 197V196H94ZM93 197V198H94ZM127 197V196H126ZM215 197V196H213ZM54 198V197H53ZM85 198V197H84ZM91 198V199H93ZM98 198V199H99ZM132 198V197H131ZM154 198V199H153ZM211 198V197H210ZM209 198V199H210ZM96 198H94L95 200ZM175 199V200H174ZM229 199L228 201L223 202L224 200ZM135 200V199H133ZM151 200H155L157 202H159L158 204L162 205V210H167L168 215H166V213H162V211H159L158 207L156 208L153 204H149L151 202ZM176 200H180V204L177 205L175 203ZM213 200V199H212ZM216 200V199H215ZM11 201V200H10ZM85 201V200H84ZM88 200H86L87 202ZM97 201V200H95ZM139 201V200H136ZM22 202V201H21ZM93 202V201H92ZM153 202V201H152ZM208 202V201H207ZM219 202V201H218ZM84 202H82L83 205ZM90 203V202H88ZM116 203V202H115ZM132 203V204H131ZM13 204V203H12ZM53 204V203H52ZM118 204V203H117ZM27 205V204H26ZM111 205V204H109ZM157 205V204H156ZM210 205V204H209ZM213 205V204H212ZM261 205V204H260ZM63 206V205H62ZM61 206V207H62ZM79 206V205H78ZM81 206V205H80ZM242 206V207H241ZM64 208H66L65 206H63ZM107 207V206H106ZM80 208V207H79ZM96 208V207H95ZM0 209H2L1 205H0ZM7 209V208H5ZM57 209V208H56ZM61 209V208H60ZM59 209V212H60ZM113 209V210H111ZM207 209V207H206ZM32 210V209H31ZM62 210V209H61ZM64 210V209H63ZM71 209H69L70 211ZM247 210V209H245ZM38 211V210H37ZM66 211H68L66 209ZM66 211L64 213H66ZM74 211V210H73ZM26 212V210H25ZM63 213V211H61ZM93 212V211H91ZM147 214L145 216V214ZM220 212V213H221ZM44 213V212H43ZM48 213V212H47ZM58 213V211H57ZM68 215V212L66 213ZM71 214H73V212H71ZM76 214V211L75 213ZM93 214V213H92ZM98 214V213H97ZM102 214V213H101ZM106 214V215H105ZM181 214V215H180ZM23 215V214H21ZM30 215V214H29ZM37 216L39 214H36ZM44 215V214H43ZM58 215V214H57ZM63 214H61L62 216ZM103 215V214H102ZM3 216V215H2ZM0 216V217H2ZM42 217V214L40 215ZM49 216V215H48ZM66 216V215H65ZM20 217V216H19ZM25 217V214H24ZM27 217V216H26ZM44 217V216H43ZM60 217V215L58 216ZM185 216L182 215V218H184ZM236 217V216H235ZM5 218V217H4ZM13 218V217H12ZM34 218V216H33ZM39 218V217H38ZM37 218V219H38ZM52 218V217H51ZM9 219V218H8ZM7 219V220H8ZM24 219V218H22ZM27 219V218H25ZM36 219V220H37ZM44 219V218H42ZM56 220V218H54ZM186 219V218H184ZM241 219V218H240ZM249 219V218H248ZM1 220V219H0ZM28 220V219H27ZM31 220V219H30ZM53 220V219H52ZM3 221V219H2ZM1 222V221H0ZM29 222V221H28ZM3 223V222H1ZM30 223V222H29ZM182 223V222H181ZM2 225V224H1ZM228 225V224H227ZM229 227V226H228ZM248 227V226H247Z\"/></svg>", "mask_w": 264, "mask_h": 264}]
</instances>
